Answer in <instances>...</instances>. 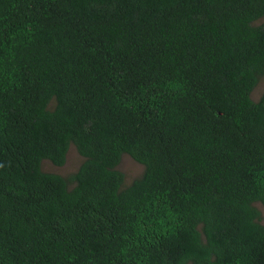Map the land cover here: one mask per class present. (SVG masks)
I'll return each instance as SVG.
<instances>
[{
  "label": "trees",
  "instance_id": "obj_1",
  "mask_svg": "<svg viewBox=\"0 0 264 264\" xmlns=\"http://www.w3.org/2000/svg\"><path fill=\"white\" fill-rule=\"evenodd\" d=\"M262 77L264 0H0V264H264Z\"/></svg>",
  "mask_w": 264,
  "mask_h": 264
},
{
  "label": "rangeland",
  "instance_id": "obj_2",
  "mask_svg": "<svg viewBox=\"0 0 264 264\" xmlns=\"http://www.w3.org/2000/svg\"><path fill=\"white\" fill-rule=\"evenodd\" d=\"M264 88V77L260 78L257 85L251 93L253 100H257L261 95ZM83 158L77 153L75 148L70 145L64 164L61 166H56L48 160H42L41 168L45 172L56 173L64 177L71 176L79 167ZM117 170L123 173L124 175V184H129L133 179L139 177L143 171V166L133 160L128 154H122L120 161L116 167ZM256 207L260 211V220L259 222L264 225V211L261 204L256 203Z\"/></svg>",
  "mask_w": 264,
  "mask_h": 264
}]
</instances>
